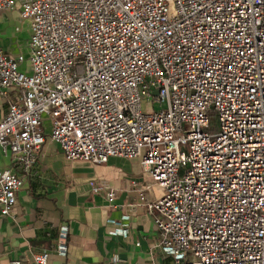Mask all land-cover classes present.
I'll return each instance as SVG.
<instances>
[{"label": "built area", "instance_id": "built-area-1", "mask_svg": "<svg viewBox=\"0 0 264 264\" xmlns=\"http://www.w3.org/2000/svg\"><path fill=\"white\" fill-rule=\"evenodd\" d=\"M18 4L29 59L22 71L23 56L0 51V94L17 92L3 154L31 173L48 117L68 161L140 160L164 190L141 205L159 213L173 264H264V0H0V11ZM22 187L0 170L1 215ZM53 251L67 257L68 226ZM33 264H53L51 252Z\"/></svg>", "mask_w": 264, "mask_h": 264}, {"label": "crops", "instance_id": "crops-1", "mask_svg": "<svg viewBox=\"0 0 264 264\" xmlns=\"http://www.w3.org/2000/svg\"><path fill=\"white\" fill-rule=\"evenodd\" d=\"M31 29L21 17V7L0 11V51L5 57L23 56L20 69L29 59ZM0 94V121L7 112V99ZM45 143L37 153L31 173L13 163L0 149V170H9L23 181L9 215L0 214V264L20 260L33 264V256L51 252L53 264H173L161 246L155 218L142 207L155 204L164 190L155 185L139 159L111 157L106 163L68 161L51 139V122L43 120ZM92 184L113 190L95 192ZM69 228V252L59 257L54 246L61 226ZM126 229L122 234L120 230Z\"/></svg>", "mask_w": 264, "mask_h": 264}, {"label": "rangeland", "instance_id": "rangeland-1", "mask_svg": "<svg viewBox=\"0 0 264 264\" xmlns=\"http://www.w3.org/2000/svg\"><path fill=\"white\" fill-rule=\"evenodd\" d=\"M75 62L77 66H80L84 63V59L80 57V58H77ZM149 107H150L149 109H151V105ZM154 108L155 110H159L161 107L159 104H157L154 106ZM209 121H210V128L208 132L211 134L217 133L219 131L220 124H219L218 113L214 109H212L209 113Z\"/></svg>", "mask_w": 264, "mask_h": 264}, {"label": "water", "instance_id": "water-1", "mask_svg": "<svg viewBox=\"0 0 264 264\" xmlns=\"http://www.w3.org/2000/svg\"><path fill=\"white\" fill-rule=\"evenodd\" d=\"M154 95H158V92L156 91V92H154Z\"/></svg>", "mask_w": 264, "mask_h": 264}]
</instances>
